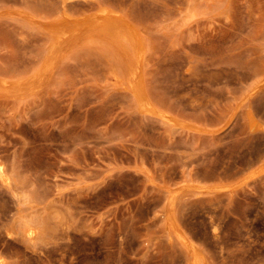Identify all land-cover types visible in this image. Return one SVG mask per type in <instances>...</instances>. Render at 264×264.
I'll return each instance as SVG.
<instances>
[{"label":"rangeland","instance_id":"obj_1","mask_svg":"<svg viewBox=\"0 0 264 264\" xmlns=\"http://www.w3.org/2000/svg\"><path fill=\"white\" fill-rule=\"evenodd\" d=\"M35 1L0 0V72L14 74L0 79L10 83L46 44L23 18L61 20L60 5L49 7L57 0ZM134 2L145 42L140 72L156 107L200 131L141 119L119 60L102 41L81 37L38 92L0 90V164L32 201L20 208L62 217L33 250L19 237L11 243L5 227L18 205L0 183V255L9 264H187L166 227L170 206L207 264H264V0ZM93 12L77 4L70 13ZM258 85L250 101L263 131L250 135L244 110L232 114Z\"/></svg>","mask_w":264,"mask_h":264},{"label":"bare ground","instance_id":"obj_2","mask_svg":"<svg viewBox=\"0 0 264 264\" xmlns=\"http://www.w3.org/2000/svg\"><path fill=\"white\" fill-rule=\"evenodd\" d=\"M45 1L46 0L44 1L39 0V3H41L42 5L45 3ZM57 1H59V3H57ZM57 1H54L56 4L55 3L49 4V2L51 3V1H47V2L49 4V7L50 5L52 7L54 5L56 6L57 4L60 5L59 10L57 9V7L55 6L54 7L56 8L55 10L59 11L58 13L57 12L56 13H57V16L60 13L59 18H61V20H54L51 22L42 23V22H34L30 18H23L24 20L28 22V24L30 25V28H33V30H35L36 33L44 36L43 37L44 39L42 38L41 40H44L46 44L45 45L43 44L44 49L42 50L40 49L41 51L40 53L37 52V54L40 55V59H37V58L29 59L28 58L29 61L27 62L28 60L27 59L25 62L26 64L29 63L31 67L38 65L37 70L34 73L30 74L29 69H31V67L28 68L26 66L28 69L26 73H24L25 71H23L22 72L23 75H22L21 71H19L20 68L18 69L19 65L18 66L16 65L18 75L15 77V79L17 77L18 79L20 78L19 73L22 75L23 79H19V80L14 79L15 80L14 83H13L12 78H11L12 83H10V81L7 79L6 80L0 79V90L2 92L3 91L8 92L9 96H14V97L15 96L24 97L25 95L34 94L38 92V90L43 84L45 74L48 71H51L52 67L57 63L60 55L64 53L65 51H68L69 49H71L72 46L75 43H77L81 37H86L87 38L86 41H89V40L95 41V42L102 41L113 52L114 56L119 60V62L121 63V69H122L121 73L124 78V84L122 86V89L129 94L131 100L133 101L135 111L137 112V114L139 115L141 119H154L165 125L167 124V126H171L173 129L174 128L175 129L187 128L193 131H200L199 129L195 127L193 128L190 126H185L180 120L173 118L168 113L156 107L151 97V94L149 92V89H147V84L140 72L141 63L144 61L146 54H145L144 39L142 35L140 34L139 29L137 28V21L141 15L139 13H136L140 15L138 17L133 11L134 7L136 6V3L134 2L135 0H115L114 5L115 4L117 5V7L115 6L117 9L113 8V6L111 7L110 6L111 4L108 5L109 0L108 1L107 0H57ZM191 1H195V0H191ZM25 2L27 4V0H25ZM23 4L24 3H22V5ZM77 4L78 5L80 4L89 9H93L94 12L90 14L85 13V16L82 17L81 19H75V17L70 12H71V8ZM33 6L31 5L32 8ZM37 8H36V11L39 10V8L38 10ZM40 11L43 12L42 6H41ZM54 12L55 11L53 9V13ZM136 12H139V11L136 10ZM45 13H48V12L45 11ZM187 13L189 14L190 11ZM21 28L22 27H20L19 30ZM22 29L21 31H23ZM21 31H18V32L21 33ZM20 33H16L17 36L22 35ZM10 35L9 34L7 35L8 40L11 38V37L9 38ZM17 42L20 43L19 45L22 44L21 43L22 41L20 42V40H18ZM24 49H25V46H24ZM21 64L20 66L21 68H23L24 65L22 64L23 65L22 67ZM10 67H12L13 69V66H9V68ZM7 70H1L0 74H4L5 73L4 71L7 72ZM9 70H11V68ZM8 72L5 73L4 75L8 76L9 75ZM11 72H13V70L9 72L10 76L14 75ZM27 73H29L28 74L29 76H27ZM260 85H258L257 87L253 88L250 92H248L245 98L241 100L242 102L240 101V104L239 105L237 104V108L232 114V115H235L236 112L239 111L241 108L244 110V119H245L248 133H250V135L259 134L263 131L262 124L258 121V119L254 115L252 108H251V101H252L251 99ZM263 171L264 169H262L257 174V176H259L260 173H262ZM252 180H254L253 176L244 178L238 184H236L235 187L240 188ZM0 183L1 185H3L5 188H7L10 191L11 195L17 201L16 205H18L17 214L15 212L16 216H14L13 220H11V224L10 222L7 224V226L9 225V227L8 228L5 227L6 230H5V233L4 232L3 233L5 234L6 238L9 239L10 242H11L10 239L19 237L20 242L23 241L24 242L23 244L26 245L25 246L26 249L27 247H29V250L30 248L31 249L36 248V246H34L35 245L34 243L36 241H39V239L46 238V234H47L46 232L51 227L50 220L52 219L54 220V222L55 221L60 222L62 218L61 215L58 214L56 211L51 210L49 212L48 217L44 218L40 215H37V216L34 215L38 211V209L31 208L28 210H25V209L21 210L20 207H22L25 204L32 203V201L26 200L25 199L26 197L23 196L22 192H20L17 187L15 188L14 187L15 185L14 186L12 185V178L6 172L2 164H0ZM199 189L201 190L202 188H199ZM226 189L228 188H213L212 191L217 192V191H223ZM6 222L4 224H6ZM165 223H166L167 229L175 236L177 241L181 244V246L188 253L187 264H207L206 259L204 258L201 251L197 248V246L193 244L192 242H190L189 240H187V238L178 230L176 222L174 218L172 217L170 206L166 213ZM47 238H50V237H47ZM1 242H4V240L0 241V243ZM11 243L7 247H4L5 251L3 252H6V249H8L7 251L10 250L9 246H11ZM1 244H5V243H1ZM13 251H12V254L16 252V251L14 252ZM32 252H35V251H32ZM16 253L18 255V252ZM16 253H14V255H11V256L15 257ZM3 254L0 255V264H9L5 256L7 253L4 255L5 258L3 257Z\"/></svg>","mask_w":264,"mask_h":264}]
</instances>
